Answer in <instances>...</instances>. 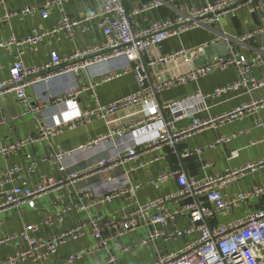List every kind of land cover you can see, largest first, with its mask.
Returning <instances> with one entry per match:
<instances>
[{
	"label": "crops",
	"instance_id": "obj_1",
	"mask_svg": "<svg viewBox=\"0 0 264 264\" xmlns=\"http://www.w3.org/2000/svg\"><path fill=\"white\" fill-rule=\"evenodd\" d=\"M46 0H0V16L7 12L14 14L0 21V83L8 78V67L16 58L20 57L25 65L41 63L48 59L50 51L60 54H70L72 51L84 46H90L101 40V31L95 23L82 33L75 32L70 39L64 36H47L42 43L36 46L25 44H7L10 39L20 40L33 28L48 30L61 13L70 16H80L98 10L104 0H70L64 4L62 11L52 9L47 18H42L38 12L31 14H18L25 6H41ZM149 0H126V9L139 7ZM165 1V0H164ZM203 0H180L158 9L143 11L131 19L135 29L143 27L147 22L158 18H167L180 11H186L191 6H199ZM232 16L222 17L219 25L213 28H195L180 35L169 37L152 50L153 56L167 55L181 47L192 49L189 52L155 63L148 67V80L152 83L161 82L167 78L182 75L190 69L206 63L208 60L225 56L228 52L226 43L222 40L201 47L216 31H225L240 34L251 27L264 23V15L257 16L254 22L251 13L247 11L238 14L239 26L235 27L231 21ZM264 33V32H263ZM263 33L247 43H234L235 48L246 56H250L258 49H264ZM201 47L198 48L197 47ZM209 46V47H208ZM132 62L120 57L107 62H102L80 69L74 73L54 80H41L26 88L28 104L19 102L13 93L0 95V145L33 133L41 124H51L62 118L77 114L87 108H93L97 103H109L129 95L137 90L133 73L128 70L117 77L112 74L126 69ZM252 75L264 78V69L252 68ZM45 71L36 75L43 77ZM108 77H111L107 79ZM237 79L234 66L224 70L214 71L185 84L173 86L161 91L157 96L160 104L176 101L169 109L163 112L164 118L173 121L177 130H187L194 119L204 121L208 119L225 117L231 111L259 101L264 97V85L254 91L245 89H231L217 96H206L215 88L223 87ZM90 86H93L92 88ZM80 89L81 92L72 99L65 94L70 88ZM45 91H50L60 96V102L54 104L51 100H44ZM201 93L202 95H197ZM205 95V96H204ZM77 99H80L77 102ZM30 105H37V112L27 111ZM116 113L109 119L111 127H121L130 124L138 115L127 114L136 110ZM234 118H224L215 125L187 133L179 138L174 145H161L151 148L144 142L138 148V156L125 164L100 172L82 174L76 181L66 179L71 171L86 168L95 163L99 158L113 155L117 146L106 141H99L84 151L78 150L79 145L101 137L106 132V120L96 119L90 123L77 127H64L61 133L36 143L25 145L9 155L0 156V177L6 167L13 164L21 166L19 179L14 182L26 181L34 186L43 178L52 176L64 177L62 186L50 189L42 194L35 202L34 207L22 204L18 208L7 207L0 211V237L16 235L24 225L34 223L39 229L33 234L46 238L51 234L71 228L79 222L90 217L111 216L119 213L132 200L125 196L115 197L108 203L96 204L86 211H71L63 217L61 222L54 220L49 226H40V222L47 216L60 212L61 208L70 202L77 203L81 198L95 199L99 194L114 188H123L127 183L138 185L135 193L137 202L144 203L161 197L178 189L175 177H168L152 187L148 181L161 173L180 164L185 173L195 179H202L208 175H219L226 169H239L247 164L264 160V102H260L255 109L242 110ZM40 114V116H37ZM222 139V140H220ZM134 138L124 139L120 144L123 148L134 142ZM194 149H199L195 152ZM55 150H70L71 154L63 159L68 168L59 171L58 164L42 161L49 153ZM233 151L236 155L231 157ZM36 161V168L28 170L32 161ZM264 183V164L253 169H248L238 178L224 187L221 192L224 197H230L238 192L247 191L255 184ZM127 200L128 203H127ZM1 201V199H0ZM171 207V205H169ZM264 208V196L258 199H249L240 202L233 209L217 214L208 220L210 226L235 221L250 211ZM187 216H178L162 226H141L122 235L113 241L107 249L94 251L75 264L102 263L110 254H115L117 264H149L158 253L176 251L186 242L193 239L194 234L184 237L164 236L156 237L147 245L140 244L149 232L154 229L162 230L164 234L174 229H181L188 225ZM95 243L89 235L80 237L61 245L57 254L47 259L45 264H64L63 260L71 253L87 250ZM23 240L15 237L11 241L0 244V261L11 253L24 246ZM121 247H129V252L120 253ZM22 264H34L25 262Z\"/></svg>",
	"mask_w": 264,
	"mask_h": 264
},
{
	"label": "built area",
	"instance_id": "obj_2",
	"mask_svg": "<svg viewBox=\"0 0 264 264\" xmlns=\"http://www.w3.org/2000/svg\"><path fill=\"white\" fill-rule=\"evenodd\" d=\"M68 1L70 0H46L39 7L25 6L20 9L18 14L26 15L38 12L45 19L54 8L62 11V7ZM125 1L104 0L98 10L80 16L61 13L50 29L33 28L20 40L10 39L7 41V44H25L33 47L42 43L47 36H64L71 39L75 32H84L91 26V23H95L101 31L100 41L75 49L70 54H60L52 50L46 61L31 65H25L20 57L16 58L8 67V78L0 83V95L13 93L19 102L28 104L26 88L29 85H34L41 80L58 79L88 66L120 57L127 59L132 64L126 69L112 74L111 77H117L130 70L134 75L137 90L109 103H97L93 108L84 109L77 114L62 118L58 122L41 124L33 133H28L9 144L0 145V156L9 155L25 145L50 139L61 133L64 127L72 128L96 119H105L106 132L97 139L79 145L78 150L84 151L99 141H106L117 146L116 152L113 155L99 158L86 168L71 171L66 179L73 182L82 174L110 170L136 158L138 148L144 142L151 148H158L164 144L172 146L189 132L208 125H215L216 122L224 118L237 117L242 113V110L255 109L260 102H264L263 97L259 101L231 111L225 117L204 121L194 119L187 130H177L174 128L173 121L166 120L163 115L165 110L177 102L160 104L157 101L158 94L165 89L188 83L230 66L235 67L237 79L226 86L215 88L206 96L214 97L231 89L254 91L263 86L264 78L253 76L251 70L254 67L264 69V49H258L250 56H246L235 48L234 43L244 44L261 36L264 32V23L253 26L240 34H230L218 30L207 42L200 45L205 47L222 40L228 48L225 56L212 58L182 75L167 78L161 82L152 83L148 80L147 75L149 66L192 50L181 47L167 55L153 56L152 50L167 38L195 28L212 29L213 26L219 25L222 17L238 16L243 11L254 13L257 16L264 15V0H203L202 5L191 6L186 11H180L167 18L149 21L139 29H135L131 24V19L135 15L180 0H149L141 6L131 9H126ZM12 14L14 13L7 12L0 16V21ZM3 45L4 43L0 41V46ZM200 46L197 49L201 48ZM42 71H45V75L36 77ZM79 92H81L80 89L72 87L67 90L65 96L72 99ZM44 93L42 99L51 100L54 104L60 102L61 98L58 94L50 91ZM197 95L202 94L197 93ZM133 107L137 109L130 111L127 116L138 115L136 120L126 126H110L113 121L109 119L111 116L128 111ZM38 110L37 105H30L27 111L34 113ZM258 125L264 126V123L259 122ZM130 138H134L135 141L126 147L119 148L124 139ZM194 151L199 152L200 150L194 149ZM70 154V150H55L45 156L42 161L58 164L59 171H66L68 166L62 161ZM235 155L236 151H233L231 157ZM263 164L264 160H261L239 169H226L219 175H208L202 179L189 177L182 166L178 164L174 168L162 171L148 181L149 185L156 188L159 182L168 177H175L178 189L144 203L137 202L135 199V193L139 186L130 183H127L123 188L105 191L92 200L79 198L77 203L70 202L61 208L60 212L55 214V218L53 216L45 217L40 222V226L49 227L54 223V220L61 222L63 217L71 211H86L96 204L108 203L115 197L125 196L132 202L131 205L123 207L119 213L111 216L90 217L86 221L79 222L69 229L51 234L46 238L33 235L39 229L37 224L24 225L16 235L0 237V244L11 241L15 237H19L25 244L0 261V264H22L25 262L45 264L48 258L58 253L61 245L77 240L89 231V235L95 240V243L83 252L67 255L63 260L64 264H75L94 251L107 249L113 241L138 227L162 226L178 216H187L188 225L166 234L159 229L151 230L148 236L140 241V244L147 245L148 242H152L160 236L167 239L194 234L193 239L176 251L158 253L149 264H264V208L250 211L232 222L221 223L213 227L208 223V220L213 216L233 209L242 201L264 196V183L255 184L251 189L238 192L227 198L221 192L244 171ZM36 166V161L33 160L27 168L29 171H33ZM20 171L21 166L18 164L6 167L3 171L0 177V211L7 207L18 208L22 204L34 207L36 200L42 194L62 186L64 182V177L48 176L34 186L24 180L15 183L14 181L19 179ZM129 250V247L118 249L120 253H126ZM95 264H117L116 256L112 253L106 261Z\"/></svg>",
	"mask_w": 264,
	"mask_h": 264
},
{
	"label": "water",
	"instance_id": "obj_3",
	"mask_svg": "<svg viewBox=\"0 0 264 264\" xmlns=\"http://www.w3.org/2000/svg\"><path fill=\"white\" fill-rule=\"evenodd\" d=\"M252 17L254 19V22L257 23L256 15L254 13H252ZM231 21H232V23H233V25L235 27H238L239 26L238 16H236V15L235 16H232ZM79 101H80V99H77V102H79ZM37 116H40V114H37Z\"/></svg>",
	"mask_w": 264,
	"mask_h": 264
},
{
	"label": "rangeland",
	"instance_id": "obj_4",
	"mask_svg": "<svg viewBox=\"0 0 264 264\" xmlns=\"http://www.w3.org/2000/svg\"><path fill=\"white\" fill-rule=\"evenodd\" d=\"M263 38H264V33H263ZM209 46H211V45H209ZM209 46H208V47H209Z\"/></svg>",
	"mask_w": 264,
	"mask_h": 264
}]
</instances>
